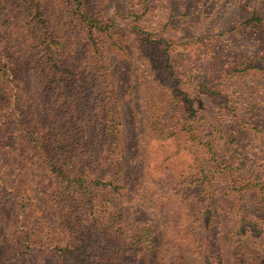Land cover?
Listing matches in <instances>:
<instances>
[{
    "label": "trees",
    "instance_id": "1",
    "mask_svg": "<svg viewBox=\"0 0 264 264\" xmlns=\"http://www.w3.org/2000/svg\"><path fill=\"white\" fill-rule=\"evenodd\" d=\"M261 22L249 10L240 24ZM139 36L143 47L148 41L146 50H158ZM111 39L101 0H0V153L15 139L17 169L41 172L34 183L44 186L38 199L30 184L9 185L0 161V264H164L157 231L149 229L143 239L124 214L125 140ZM158 57L161 70L173 76L172 56L162 50ZM240 66L241 74L264 72V50ZM146 121L157 136L173 128L158 125L150 113ZM202 141L208 156L194 210L211 227L221 194L216 182L221 178L226 191L250 182L220 156L223 145L217 150L212 140ZM185 216L174 222V235L184 229L175 251L191 253L195 243L203 255L213 230L197 236ZM178 255L175 260L185 261Z\"/></svg>",
    "mask_w": 264,
    "mask_h": 264
},
{
    "label": "rangeland",
    "instance_id": "2",
    "mask_svg": "<svg viewBox=\"0 0 264 264\" xmlns=\"http://www.w3.org/2000/svg\"><path fill=\"white\" fill-rule=\"evenodd\" d=\"M101 4L112 33L108 52L122 111L125 216L143 239L149 229L157 231L165 243L164 264H264V72L236 71L264 50V0ZM249 10L261 16V26L240 24ZM139 34L158 50H146L148 41L143 47ZM162 50L173 58L172 77L161 70ZM149 113L158 125L173 127L170 135L150 131L145 123ZM206 138L217 150L223 145L220 156L233 160L250 182L243 190L226 191L215 174L221 194L211 227L194 210L201 202L197 180L208 156L200 145ZM0 161L9 185L30 184L35 196L44 199V186L34 183L41 172L22 173L16 167L15 139L1 151ZM186 213L197 236L213 230L207 239L211 248L203 255H197L195 243L191 253L175 251L184 229L174 235V222L182 223ZM176 255L185 261L175 260Z\"/></svg>",
    "mask_w": 264,
    "mask_h": 264
}]
</instances>
